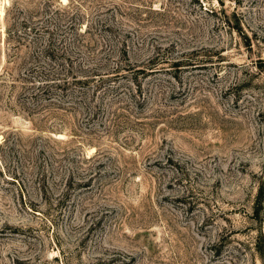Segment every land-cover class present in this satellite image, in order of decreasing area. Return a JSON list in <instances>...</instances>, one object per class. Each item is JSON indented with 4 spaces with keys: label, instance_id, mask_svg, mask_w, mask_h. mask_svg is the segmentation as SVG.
Masks as SVG:
<instances>
[{
    "label": "rangeland",
    "instance_id": "obj_1",
    "mask_svg": "<svg viewBox=\"0 0 264 264\" xmlns=\"http://www.w3.org/2000/svg\"><path fill=\"white\" fill-rule=\"evenodd\" d=\"M0 9V264H264V0Z\"/></svg>",
    "mask_w": 264,
    "mask_h": 264
},
{
    "label": "trees",
    "instance_id": "obj_2",
    "mask_svg": "<svg viewBox=\"0 0 264 264\" xmlns=\"http://www.w3.org/2000/svg\"><path fill=\"white\" fill-rule=\"evenodd\" d=\"M240 24L238 23L236 26H239ZM240 27H237V29H239ZM245 36V40L247 43H249V38H248V35H244ZM157 57L154 56V57H151L149 60V63L146 65V67H136L134 68L135 71L134 72H150V71H153V70H158L159 68L156 66L157 63ZM164 60V59H163ZM161 60V61H163ZM159 61V62H161ZM183 61V59H174L173 60V64L175 66H179L181 64V62ZM160 66H164V65H160ZM130 67V66H128ZM58 75V74H57ZM53 75V77L51 78H54V81L56 82L57 85H63L65 86L66 83H70L71 80L68 79V76H61V75ZM70 75H72L73 78V82H83L85 81L86 79L85 78H81V77H78V75H76L74 72H71ZM136 76V75H135ZM264 209V186H261L259 185L258 186V189H257V192H256V195H255V199H254V202H253V215L255 218L258 219V221H261L262 220V215H261V212L263 211ZM260 248V252L262 254H264V251L261 247Z\"/></svg>",
    "mask_w": 264,
    "mask_h": 264
},
{
    "label": "bare ground",
    "instance_id": "obj_3",
    "mask_svg": "<svg viewBox=\"0 0 264 264\" xmlns=\"http://www.w3.org/2000/svg\"><path fill=\"white\" fill-rule=\"evenodd\" d=\"M1 10V9H0Z\"/></svg>",
    "mask_w": 264,
    "mask_h": 264
}]
</instances>
